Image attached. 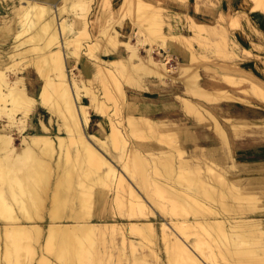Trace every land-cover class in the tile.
<instances>
[{
  "label": "rangeland",
  "instance_id": "obj_1",
  "mask_svg": "<svg viewBox=\"0 0 264 264\" xmlns=\"http://www.w3.org/2000/svg\"><path fill=\"white\" fill-rule=\"evenodd\" d=\"M10 1L11 0H0V12H1L0 13V63H2V65H0V69L5 71V74L7 75V79L11 82L13 80H16V78L19 75L22 76L25 73L26 69L32 68L34 69L35 73L39 75V77L41 78L42 84L44 86L45 77H44V74L41 72L43 71L45 75L46 73H49V74L56 76L58 73V70L57 68L54 69L52 67V64L51 65L48 64L50 62L47 63L46 61L38 58V55H40L41 50L36 49V47L40 46V43L42 41L39 38L35 39L36 37L32 39L33 34L36 32L37 27L35 26V27H31V29L24 30L26 28V27H22V26H26L24 21L25 20L28 21L27 17L24 16L25 12L23 11L22 8H19L20 7L19 0H14L15 1L14 4L8 3ZM49 1L51 2L47 1V3L52 4V6L53 5L55 6L59 2V0H49ZM75 1H80V2L84 1L83 3L88 4L87 0H66V2L60 8L63 13L62 15L66 16L69 19V23L71 24V30L67 31L68 37H70V39L72 38L73 40H75L76 37L79 36L80 40H82L81 55H82L83 60L72 58L73 55L70 57V59L68 58L67 67L70 71L74 73L72 74L70 72L71 76L73 77L76 75L75 76L76 78L78 77L79 78L80 77L89 78V77H85V74L83 73V71L77 69V65L79 61H82V63L84 64L87 61L85 58L86 57L85 53L83 52L89 49L88 48L89 45H87V43H90V38L87 37L85 33H80L81 29H84L85 27L87 29V33L89 32L88 34H90L92 39L96 43L98 42V45L96 46L93 45V50H91L93 53L97 52V55L98 53H100L103 43L114 47L113 46L114 43H112L113 41L111 42L108 39V34H115L118 32V37H121V34L125 31V34L128 36L127 39H129L131 43H136L137 45H139V53H141V55H144V56L148 53L146 46L149 45L150 42L155 43L154 44L155 49L160 50V48L162 47L161 49L165 53V50H164L165 48L161 46L159 42L166 41V42H171L174 44L176 43L177 45L182 44V46H184L185 48H189L195 53L196 56L194 55V57L199 58V60L204 59V62L206 63H212V60L217 61L218 59L220 60L221 58L226 59V60H229V59L232 60L234 58L246 59L245 54L240 53L238 50L236 51L232 49L231 47L232 44L231 45L229 44L228 38L226 39L224 36L221 37L218 33L215 36H212L210 29L208 28L210 25H208L206 28L198 30V28L191 22V20L189 21L188 19H185L182 21L174 20L173 22H170L169 24L160 23L159 24L160 30L156 28L157 27L156 25L155 27H153L154 29H151V32L149 29H147L149 26L148 24L149 17L147 16H151V14L153 13L155 14L161 13V10L159 8L167 7L169 9H172L173 11H176L174 13H178L182 16L184 15L181 14V12H185L186 14L191 15L195 21H204L207 23H212V22H215L216 19L205 15L206 13L213 12L215 11V9L220 8V6L221 7L224 6V9L226 8L229 14L230 11H232V8L236 7L238 3H240L241 0H187L186 4L184 3V0H132L130 2L129 0L128 1L126 0H89L90 2L89 6L88 7L86 6L84 9H82L81 6L73 7L71 3ZM219 2L221 4H219ZM244 3L250 6V10L259 14V18L261 19L259 22L260 24L253 25V26H247L245 22L243 21V19L241 18L242 17L241 15H239V19H237L236 21L234 20L231 21V19H229V16H226V19L224 20L220 18L217 21L219 22V20H221L220 24L221 23L224 24L227 31L231 34L238 31V29L243 30L245 37H244V40H242V45L249 51V53L253 57L259 58L262 61H264V10L262 8H254V0H245ZM125 4L126 6L124 7ZM151 11L152 12L154 11V12L151 13ZM144 15L146 17L145 19H144ZM124 21L127 23L126 29L122 28L124 27V24H125ZM139 29H141V32L143 30V34L144 33L146 34L145 42H144L145 45L142 42H139L140 40L139 36L136 35ZM163 36H164V39H163ZM141 37H144V36L142 35ZM122 40H125V39H122ZM120 46L121 45H119L118 48ZM158 46L160 48H158ZM20 47L24 49L22 53L18 55H13V56L10 55L12 50L15 51L16 49H20ZM70 47H73V46L71 45ZM168 51H169L168 53L170 54V58H171V64H169V66L170 67L179 66L181 59L176 60L177 55L174 54L170 50ZM155 52H156L155 56L157 59H161L164 57L163 55H161V53H158L157 50ZM40 65H42V67H40ZM119 76L123 80L125 84L124 88L126 90L127 86L130 84L127 83L125 78H123L121 75ZM249 77L250 79L243 78V80H241L242 82L239 84H236V83L230 84V82L226 81L225 79H222V80L227 86H232V87L233 86L240 87L245 83L253 85V82L264 87V83L261 84V81L256 80L257 79L256 77L254 76H249ZM56 78L57 79L59 78L58 81H60L61 76L57 75ZM111 82L112 81L109 79H105L103 81L99 78H96V79L91 78L87 81L88 87L94 92H96L99 95L100 100L103 102L101 112L99 113H102L105 116L108 123L111 122L109 123L110 129H111L112 124L119 126V130H121L125 135L124 137L126 141L120 140V142L118 143L116 142L117 144L110 143L108 141L109 145L108 144L107 145L109 146V150L107 152V155L111 157V159L116 164V167L119 169V171L117 169V173L120 175L121 170L124 173L125 172L127 173V174L125 173L127 177H129V179L132 180V182L136 185V187L140 190V192L150 201L149 203L154 207V210L156 211V213L150 215L148 218L140 217V216H137V218L130 217L131 214L133 213V205H132L133 197L130 195L128 187L126 186L128 182L125 181L123 183L124 186L120 190H117V186H116L117 184L114 182L113 177H109L105 173L107 166L101 162H90L88 154L86 153L84 147H82V145L78 143L79 141L66 139L63 141V144H61L60 146L58 144L59 142L57 138L54 135L53 137L54 146L48 145L47 151L46 149L45 151H41L42 149H40L39 147H35L34 154L42 158L41 164H39V166L41 165L42 166L37 167L38 171L36 172L37 174L35 176L37 181H36V185H34L35 188L33 187L35 192L32 190V193H27L28 195L26 196L23 195V197L25 198V203L20 204L22 207H25L26 210H28V213L29 215H31L32 218H34L38 223H40L43 226L44 228L43 232L42 234H39V235L32 234L29 237H26V238L23 237L22 239H18L20 240L19 245L14 251H11V249H8L6 246L8 244L7 242L8 239L6 238V235H5L4 224H10L12 222H15V218L13 215L21 216V221L22 220L26 221L28 219L23 217V213H25L26 210L21 211L19 205L11 197L7 182H4V184L0 182V191L2 189L4 192V196L7 198L6 201H2V204H0V231H3V233L2 232L0 233L1 234L0 235V264H71V263L73 264H131L133 262L132 258L134 257V255H139V253L143 250L146 253H151V251L155 250L159 253V255L162 258H165L164 243L162 242L160 237H158L157 241L152 244H151V241L149 240L146 241L144 239L145 241L144 243L146 247L143 250L137 247V248H134L135 251H133L131 247L129 246V244L127 245L122 244V236L120 234L118 233L113 234L112 232H110V229L109 230L106 229L107 231H105V233H101L95 230L91 232L92 235L91 233H89V235L87 234V237L84 240V243H85L84 249L81 252H78L77 255H75L74 257H70L72 260L69 258V255L65 257L60 256L58 253L59 251L58 246L50 245L49 247L51 246L52 247L51 248L48 247L47 240L45 238V235H46L45 227L47 226V223H49L50 220H52V215L57 213V211H59L60 213L62 212V214L65 215V217L62 215L61 217L62 219L61 218L57 219L58 221L73 222L75 220L73 219L72 221V218L67 217L70 213L69 204L72 202L71 200L73 199L72 197H74V200L76 199L75 201L73 200V204L76 210H80V208L82 210V206H83V210L91 213L92 216L86 218V219L89 218L88 219L89 221L127 223L131 220H138V221L153 220L157 225L159 233H160V225H161V222L163 221L182 220V219L192 221L193 218H195L196 216H199L201 218L212 217V214L208 212L207 210L206 212L203 209V206H209V205L211 207L216 206L217 208L219 207L218 209L224 210L220 205L222 204L220 203L221 200H225L226 205L230 206V209H229L230 211L221 210V212H224L225 214H227V216L230 214L229 215L230 217L234 215L237 218H240V217L260 218L261 220L264 221V202L263 203L258 202L257 203L258 205L253 210L246 209L247 204H244L242 206L243 210L245 209L244 211L242 210V207L241 209L239 207V208H236L237 210L235 209L232 210V207L236 205L237 201L234 197H233L234 199L231 198L230 196H227L228 198L224 197L225 194H227V191H225L226 193L222 192L221 194L220 190H218L216 187L213 189L210 188V192H207V194L210 193L208 194V196H211V197L206 198V195H204L203 192L200 190L197 191L196 190L197 186L194 184H191V181H190V179H197V178L207 180L208 182L212 181L215 178L213 175V172L219 170L223 174V176L227 178V180H232L233 177L239 176L240 179H242L241 181L250 183V185L255 188H259V189L264 188V150L263 152H261L260 149L252 150L251 152H249V154H247V157H245L247 160H244L243 158H241L245 155V152L243 151V149L239 147L240 148L239 150L237 148V145L233 144L231 141L228 140L227 146H228L229 153L231 155V159L229 161L228 159L222 158L225 156L224 152L222 151L224 150V148L220 146L219 148H215V150L212 149L206 152L207 149L205 147L210 145L209 142L208 143L202 142L201 145L194 147L193 143L189 141H185L184 138L180 136V131H179V128H181L180 126H184V125H180V123H176L175 121H174L175 122L174 124L169 123V124H164L163 126L162 125L157 126V128L161 131L166 130L167 132L165 133L167 134L175 133V135L173 134L174 137H168V138L161 139L160 137H158V134L152 135L150 133H147V131L140 134V135H145V137H135L130 129V126L128 127L126 123H128L127 118L129 115L134 116L136 114L129 112L127 96H125L126 101H124L123 97L119 95V93H117L116 90L113 88L114 85H113V82L112 83ZM145 82H146V79L144 78V76H142L140 78L139 83L144 84ZM201 85L204 86V88H206L208 91H213V92L225 91L223 93H219V92L215 93L212 96V97L215 96V98H213L210 101L206 99L205 100L201 99V100L202 102H205L203 103L204 105L210 108L209 112L214 114L216 118L219 120V122L221 121L222 126H225V123L227 126L231 125L232 130L234 134L236 135L237 139L241 138L242 136L243 137H256L260 135L258 134L256 129L260 127L264 128V125L260 126V125H255V124H250V125L246 124V125L234 127L230 123L231 120L219 114L215 108V106H217L219 101H221L222 99H229L230 97V99H236L238 101H241L240 99L241 96L230 94L227 89H219V88L214 89V90L208 89L207 85L203 83L202 80H201ZM25 89H27L26 81H25ZM245 89L247 88H242L243 91H239V93L247 97L254 96L252 94L245 93L244 92ZM5 90L7 91V87L5 85L0 86V91H5ZM111 91H112V94L117 93L116 95L114 94L116 99L117 98L119 99V100L117 99L116 102L110 99ZM27 92L30 94V91H27ZM0 93H1L0 94V108H1L0 109V114H1L0 115V133L6 132V133L11 134L14 138L13 139L14 143L17 146H20V143H22L23 141L22 140L23 135L28 134V133H25L26 128H27L28 118H27V121L25 122L24 116L22 115L23 112H21L17 108L11 111L12 102H11L10 96H6L7 98L6 99L5 96L3 97V93L2 92ZM125 94H126V91H125ZM39 96H40V93H39ZM51 97H53V99L51 98L50 100L51 102L50 106H52L54 101H60V103L62 104L63 101L58 92H55V95H51ZM83 98L86 104H89V105L91 104L90 98L87 95L83 96ZM261 100L264 101L263 99ZM242 101L247 102L246 99H242ZM36 103L37 101L35 102V104ZM238 104H241V103H238ZM57 105H58V102H57ZM44 106L47 108L48 113L52 116V118L57 120L59 123L60 133L58 135H68L69 129L63 126L64 121L61 115L65 107L60 104L58 105L60 107L54 106L52 107V109H50L51 108L50 106L49 107H47L46 105ZM10 112L14 115L13 120H11L9 117ZM93 112H98V111H96L93 107H91L90 116H91V113ZM184 113L187 119H189V121H191V119H194L198 122H203V124H209V125L214 124L215 125L214 120L210 118L209 116H208L209 118H204V120H199L197 119L198 117H195V115L187 112L185 108H184ZM109 116H110V121L108 120ZM92 117H94V114H92ZM120 124H122V126ZM194 126H197V125H194ZM215 128L217 131L221 132L218 126L215 125ZM71 129H73L74 131L76 130L74 126H72ZM91 129L92 128H90V130ZM94 129L95 128H93V130ZM110 129L108 133H110ZM126 133H128V136ZM104 134H105L104 138H106L108 134L106 132ZM234 134L233 136L235 137ZM167 139L169 140L171 139V140L168 141ZM125 144H126L125 148L128 153H130L131 149L135 150V153H137L136 154L137 157L134 156L136 159L133 157V159L131 158L132 160L130 162H128L126 158V154L122 153L123 149L121 148L123 147L122 145H125ZM215 144L220 145V143L218 142H215ZM174 145H178L179 147L174 146ZM254 145L255 144H253V146ZM257 145L264 146V143L257 144ZM231 147H233V152L234 150L236 152L235 155L237 156V160L233 158L234 155H232ZM0 150H1L0 153L4 154L3 149L0 148ZM159 150H168L170 152L171 163H173L174 167L173 165H171L166 169L164 166L159 165L158 171H155L156 169H153L154 162L153 160H151L153 159V156H155V154L153 153H157L158 156L166 154L165 152H161ZM86 156L87 158H85ZM194 158H196L197 160ZM180 161H182L183 164L186 163L187 167L182 166V173L178 171L177 172L178 175H177V173L175 174V166ZM132 163L134 165H132ZM188 163L191 166H189ZM207 164H210V166L211 167L213 166V168L215 169L213 171L208 170ZM70 167L72 168L70 169ZM200 169L202 171H200ZM22 172L23 170H21L20 168L19 169L17 168V169L10 171V174L20 175ZM183 172H186V173H184L183 175ZM5 173H6L5 176L8 178L10 176L8 171L6 170ZM69 173H70V176L73 175L71 178L69 176ZM187 174L189 177H187ZM131 175H135L136 178L140 182H141L140 178L141 179L143 178L141 182L142 185L139 186L137 182L131 178ZM67 177L68 179H72V181L65 180ZM153 179L154 180L160 179V181L166 182L167 186L173 184L174 188L176 187V189L179 190L178 192L180 194L179 193L174 194L173 196L169 197L170 192H168L169 195H166V196L159 195L158 193L154 194L151 189H150L151 190L150 192L148 190L149 185L147 187V183L149 181L153 182ZM60 181L62 182L68 181V183L66 182L67 184L63 183L64 186L63 185L59 186L58 183ZM58 188L60 190L59 192H62L64 194L61 195L58 192ZM186 191H188V193ZM56 192H58V195ZM218 192L220 194L219 196H217ZM148 193L152 194L153 198L155 197L154 202L153 200L149 199L147 195ZM32 194L36 196L34 199L30 198ZM114 195L116 196L118 195V196L115 197ZM64 196H66L65 197L66 199H64ZM80 196H82L84 199V201H82V203L84 202L83 204L80 201L81 200ZM190 196L191 198H189ZM221 196L223 197V199L221 198ZM111 198L113 200H111ZM188 198L190 200L187 201ZM192 198L194 201H191ZM196 198L200 199L199 202L198 200H196ZM184 199H186L188 203L184 201ZM231 201H233L234 203ZM6 202L8 203V205ZM189 202L192 205H189ZM174 203L175 204L177 203L176 205L179 204V206L181 207V210L179 209L180 211L178 209L173 208L175 205ZM201 204H204V205L201 206ZM1 205L3 207H1ZM188 206L191 208L189 209ZM199 206L202 209L199 208ZM7 207H9L10 210ZM148 207H147V210L151 211L152 208L150 206ZM182 207H184L185 209ZM50 211L54 213L52 214ZM192 229L196 230V228H192ZM198 230L199 231L201 230L202 238H204L207 235H208L207 237H209V234L206 235L207 232L205 233L200 227ZM127 235L135 241L140 240L136 238L135 235H132L129 233H127ZM207 237L204 238L206 239L204 243L207 242L206 245L208 246V248L206 249V252L208 251L211 254H213L220 264H241L240 261H238L240 259H238L239 257L236 254L237 251L234 245L233 246L228 245L230 253L227 251L225 252L226 256H224L223 255L224 253L221 254L222 252L221 251H220L221 253L219 252L220 250L219 245L216 244L218 242L212 239L209 240ZM259 237L260 239L264 240V234L260 235ZM209 242L211 243V245ZM15 243H17L16 240H15ZM245 243L243 241L244 245L241 244V247H244L247 244H249L247 245V247L250 245H251L250 247L254 246L253 244L250 243V241H247ZM56 247L58 248V250ZM148 259L152 262H155L154 260L155 258L153 256H149Z\"/></svg>",
  "mask_w": 264,
  "mask_h": 264
},
{
  "label": "bare ground",
  "instance_id": "obj_2",
  "mask_svg": "<svg viewBox=\"0 0 264 264\" xmlns=\"http://www.w3.org/2000/svg\"><path fill=\"white\" fill-rule=\"evenodd\" d=\"M87 1H88V4L83 3L84 1L83 2L75 1V2L71 3V5L73 7L81 6L82 9H84L86 6L87 7L89 6L90 2H89V0H87ZM126 1H128V0H126ZM130 1H132V0H129V2ZM19 2H20L19 8L23 9V11L25 12L24 16H26L27 20H28V21H26V20L24 21L26 26H22V27H26L24 30H28V29H31V27L36 26L37 29H36V32L33 34L32 39L36 37L35 39L39 38L42 41L40 43V46L36 47V49L41 50L40 55H38V58L46 61L47 63L50 62L48 64H50V65L52 64V67L54 69L57 68V70H58L57 75L61 76L60 81H58L59 78L58 79L56 78L57 75L55 76V75H52L49 73H46V75H45V73L43 71L41 72L44 74L45 84L43 86V91L40 92V99H39V101L43 105H46L47 107H49L50 103H51L50 100H51V98L53 99V97H51V95H55V92H58L59 95L61 96V99L63 101L62 104L60 103V101H54L52 106H50L51 107L50 109H52V107H54V106L55 107L58 106L59 104L63 105L65 107L64 111L63 112L61 111L62 112L61 115H62V118L64 121L63 126L69 129V134L68 135H57L56 138L59 142L58 144L61 146V144H63V141L66 139L79 141L78 143L81 144L82 147H84L86 153L88 154L90 162H101L107 166L105 173L109 177H113L114 182L117 184V185L115 184L117 186V190H120L124 186L123 183L125 181L128 182V183L126 182L127 183L126 186L128 187L130 195L133 197V200H132L133 213L131 214L130 217L137 218V216H140V217L148 218L150 215L155 214L156 211L154 210V207L149 203L150 201L140 192V190L136 187V185L132 182V180L129 179V177H127L126 172H125L126 173L125 174L121 170L120 175L117 173L118 168L116 167V164L111 159V157L107 155V152L109 150L108 141L110 143H114V144H117L118 142H120V140L126 141V139L124 137L125 136L124 133L121 130H119V126L112 124L111 129H110V133H108L106 138H98L94 135H88L86 133L85 128H84V124H87L90 120V108L93 107L96 111L101 112V108L103 106V102L100 100L99 95L88 87L87 81L90 78H92V79L99 78L103 81L105 79L111 80L113 82V85H114L113 88L116 90L117 93H119V95H121L123 97V100L126 101L125 100L126 94H125V88H124L125 84L119 75H121L123 78H125L127 83L132 85V83L137 82L142 75L159 77V78L174 77V75H172V73L177 71L178 76H179V77H177V79L181 80L182 84L185 85V87H186V90L184 92L185 95L179 96V98L183 104V107L186 109L187 112L195 115V117H198L197 119H199V120H204V118H209V117L212 118L214 120L215 125L218 126L219 129L221 130V132L225 135V133H224L225 130L223 128H221V124H220L219 120L216 118V116L214 114L209 112L210 108L207 107L206 105H204L202 103V100H201V99H204V100L206 99V100L210 101L213 98H215V96L212 97L215 93L225 92V91H217V92L208 91L206 88H204V86L201 85L200 68L204 67L208 71H211L214 69L212 67H210V63L204 62V59L199 60V58L194 57L195 53L191 54V58L189 59L190 63H185V64L182 63V64H180V68L170 67L169 64L171 63V58H170V54L168 53V51H165V53H164L162 51V49H160V50L155 49L154 48L155 43L150 42L149 43L150 47L146 48L148 53L145 56L141 55V53H139V45H137L136 43H131L129 41V39H125V40L120 39V37H118L117 31H115V32H117L115 34H108V39L111 42L113 41L112 43H114L113 46L115 49H117L119 45L124 47L126 49V52H127L126 55H122L119 57L117 56V57L106 59V60L100 59L99 55H97V52L93 53L91 51V50H93V45H95V46L98 45V42L96 43L92 39L90 34H88L89 32L87 33V29L85 27L84 29H81V32H80V33H85L86 36L90 38V43H87V45H89V47H88L89 49H87V51L83 52V53H85V56H86L85 58L87 60L85 63V66H88V63H90L89 59L94 60V61H91L93 69H94L93 70L94 74H93V77H89V78H84V77L76 78L75 77L76 75L73 77V76H71L70 72L72 74H74V73L72 71H70L67 67L68 58L70 59V57L73 55L72 58H75L78 60H81V59L83 60L82 55H81L82 40H80V37L78 35H77L78 37H76V39L74 38L75 40H73L72 38H71L72 39L71 40L70 37H68V35H67V31L71 30V24L69 23V19L66 16L62 15L63 13L60 9L61 6L66 2V0H59V2L55 6L54 5L52 6L51 4L47 3V0H44V1H42V0H19ZM138 5H140V4H138ZM125 6H126V4L124 5V7ZM139 7H141V6H139ZM254 8H262L264 10V0H254ZM153 12L151 11V13H153ZM145 13H147V12H145ZM145 13H143V14H145ZM147 17H149V21L147 20L148 24H149L147 29H149L151 32V29H154L153 27H155V25H156L157 26L156 28H158V30H160L159 24L162 23V14L161 13H159V14L153 13V14H151V16H147ZM145 18L146 17L144 15V19ZM197 26H199V25H197ZM203 28H204V26L201 25V26H199L198 30H201ZM138 32L136 33V35L139 36V39H140L139 42H142L144 44L146 34L145 33L143 34V30L141 32V29H139ZM140 32H141V34H140ZM142 35L144 37H141ZM163 39H164V36H163ZM159 44L166 49V47H165L166 41L165 42H159ZM71 45L73 47H70ZM53 46H55V47H53ZM22 49L23 48L20 47V49H16L15 51L12 50L10 55L11 56L18 55L24 51V49L23 50ZM154 50L155 51L157 50V52L161 53V55H163L164 57L161 59H157L154 55V52H155ZM36 61H35V63H36ZM42 63H43V61H42ZM219 66H222V65H219ZM40 67H42V65H40ZM221 68H223V66ZM55 74H56V72H55ZM222 79H225L226 81L230 82V84L231 83L232 84L233 83L239 84L242 82L241 80H243L242 77L241 78L236 77V76L228 74V73L223 74ZM256 80H258V79H256ZM172 81H174V80H172ZM2 85H5L7 87V91L5 90L6 92L5 91H0V92L3 93V97L5 96V98H6V96H10V99L12 102L11 111H13V109L17 108L18 110L23 112L22 115L24 116V121L26 122L27 118H29V116H30V113L32 111V108H33L35 102L38 101V99L34 98L32 95H30L26 91L25 81H24L23 76H18L16 78V80H13L10 82L7 79V75L5 74V71L0 70V86H2ZM167 88H169V87H167ZM115 90H114V92H115ZM228 92L230 93V91H228ZM244 92L248 93V94H252V95L264 100V87H262L256 83H253V85L250 88L245 89ZM114 94L115 93L112 94V91H111L110 99L112 101L114 100L116 102L118 98L116 99V97H115L116 94L115 95ZM186 94H188V95H186ZM230 94H232V93H230ZM86 95L90 98V101H91L90 105L86 104L83 100V96H86ZM229 99H230V97H229ZM130 100H131V103L133 105L140 107V103H139L138 99H130ZM164 101H166V100H164ZM246 101L248 103H250L248 100H246ZM57 102H58V105H57ZM226 105L227 106L222 104L219 106V110L222 114L228 113L229 110L232 108H233L232 109L233 111L235 110L238 113L246 110V108L247 109L249 108V107H244V105L238 104V103H236V104L230 103L229 104L230 107L228 104H226ZM58 107H60V106H58ZM253 108H255V107L253 106ZM9 114H10L9 115L10 119L13 120L14 115L11 112ZM127 119H128V123H126V125L128 127L130 126V129H131V131L135 137H145V135H140L145 131H147V133H150L152 135L158 134V137H160L161 139L162 138L163 139L168 138V137H174V135H175V133H168L167 134V133H165V132H167L166 130L161 131L157 128V126H161V125L163 126L164 124H169V123L174 124L175 122L173 120H165V119H158V118L156 119V118H152V117H149V116H147L145 114H141V113L136 114L134 116L129 115ZM108 120L110 121V116H109ZM109 123H111V122H109ZM230 123L232 124V126L238 127L239 123H241V122H239L237 120H231ZM120 125L122 126V124H120ZM72 126H74L77 131L76 130L74 131L73 129H71ZM186 130L188 131V129H186ZM126 134L128 136V133H126ZM13 139H14L13 136L9 133H6V132L0 133V145H1L0 148H2L4 151V154L0 153V182L3 184H4V182H7L8 188H9V193H10L11 197L16 201V203L19 205V207L22 211V210H26L25 207H22L20 205L21 203H25V198L23 197V195L26 196V195H28L27 193H32V190L34 191L33 187H34V185H36V181H37V179L35 177L37 174L36 172L38 171L37 167L42 166V165L39 166V164H41L42 158L40 156L34 154L35 147H39L40 149H42L41 151H45V149L47 151L48 150L47 146L54 144V138L48 134H29V135L24 134L23 139H22L23 141H22V143H20V146H17L14 143ZM167 140L170 141L169 139H167ZM113 146H115V145H113ZM122 146L123 147L122 148L120 147V148L123 149L122 153L126 154V158H127L128 162H130L134 156L137 157V155H136L137 153H135V150L131 149L130 153H128L126 148H125L126 144L122 145ZM174 146H178V145H174ZM159 151L165 152L166 154L158 156L157 153L151 152V153L155 154V156H153V159H151L154 162V165H153L154 168L153 169H156L155 171H158L159 165L164 166L166 169L169 166L173 165V163H171L170 152L168 150H159ZM122 153H121V155H122ZM85 158H87V156ZM194 159H196V158H194ZM172 162H173V160H172ZM186 162H187V160H186ZM42 163H43V161H42ZM132 165H134V164L132 163ZM182 166H186V163L183 164V162L180 161L179 163L176 164L175 174L178 171H180L182 173ZM189 166H191V165L189 164ZM173 167H174V165H173ZM17 168L18 169L20 168L21 170H23V172L21 173L22 175L21 174L20 175L10 174V171L17 169ZM71 168L72 167H70V169ZM207 169L210 171H213L215 168H213V166L211 167L210 164H207ZM6 170L8 171V173L10 175L8 178L5 176ZM118 171H119V169H118ZM200 171H202V170L200 169ZM184 173H186V172H183V175H184ZM194 174H196V173H194ZM177 175H178V173H177ZM213 175L215 177L214 180L209 181V182L207 180H204L201 178L200 179L197 178L198 180L197 179H190V181H191V184H194L197 186V188H196L197 191L200 190L203 192L204 195H206V198L211 197V196H208V194H210V193L207 194V192H210V188L213 189L216 187L218 190H220L221 194H222V192L227 191V194H225V196L224 195L223 196L226 198H228L227 196H230L231 198L234 197L237 201L236 205H234L232 207V210H234V209L237 210L236 208H239V207L241 209V207L244 204H247L246 209H250V210L252 209L253 210L258 205L257 204L258 202H262V203L264 202V188H260V189L255 188V187L251 186L250 183H246V182L241 181L242 179H240L239 176L233 177L232 180H227V178H225L219 170L213 172ZM69 176H70V173H69ZM72 176H70V178ZM180 176H181V174H180ZM187 177H189L188 174H187ZM131 178L133 180H135L139 186L142 185L141 182H142L143 178L142 179L140 178L141 182L136 178L135 175H131ZM65 180L72 181V179H68V177ZM66 182L68 183V181H66ZM66 182L60 181L58 183V185L64 186V184ZM191 184H190V186H191ZM148 185H149L148 190L150 192L152 190L154 194L158 193L159 195H165L166 196V195H169L168 192H170V195H169V197H170V196H173L174 194L179 193L178 192L179 190L176 189V187L174 188L173 184L167 186V183L164 181L163 182L160 181V179L159 180L153 179V182L149 181L147 183V187H148ZM59 191L60 190L58 188V192ZM58 192H56L57 195H58ZM165 192H166V194H165ZM186 192L188 193V191H186ZM59 193L61 195L64 194L62 192H59ZM147 195H148L149 199L153 200V202H154L155 197L153 198L152 194H149V193ZM219 195L220 194L218 192L217 196H219ZM114 196L117 197L118 195L117 196L114 195ZM195 196H196V194H195ZM195 196H194V198H195ZM35 197L36 196H34V194H32L30 198L34 199ZM59 197H61V196H59ZM65 197L66 196H64V199H66ZM80 197H81V200L80 199L79 200L82 203V201H84V199L82 196H80ZM72 198H73V199H71L72 202L69 204L70 205V207H69L70 213L67 217L72 218V221H73V219H75V220L73 222L58 221L57 219L61 218L63 215L62 212L60 213L59 211H57V213L53 214L54 212H52L53 211L52 210V211H50L53 214L52 220H50V222L47 223V226L45 227V231H46L45 238L47 240L48 247L50 245L58 246V248H59L58 253L60 256L65 257V256L69 255V258L74 257L75 255H77L78 252H81L84 249V246H85L84 240L87 237V234L89 235V233H91L92 231H95V230H97L101 233H105V231H107L106 229H108V230L110 229V232H112L113 234L114 233L120 234L122 236V244L123 245L129 244V246L131 247V249L133 251H135L134 248H137V247L142 249V250L146 247L145 243H144L145 242L144 239L146 241L147 240L151 241V244H152V243H155L157 241L158 237H160V239L164 243V249H165V255L164 256H165V258H162L159 255V253L155 250L151 251V253H146L143 250L139 253V255H134V257L132 258L133 262L131 264H220L219 261L215 258V256L213 254H211L208 251L206 252V249L208 248V246L206 245L207 242L204 243V241L206 240L204 238H206L208 236L207 234H209V237H207L209 240L212 239V240H215L218 242L216 244L219 245V248H220L219 252L221 251L222 252V253L220 252L221 254L224 253L223 254L224 256H226L225 252L228 251L230 253L228 245H232V246L234 245L235 249L237 251L236 254L239 257L238 259H240L238 261H240L241 264H264V240L260 239V237H259L260 235L264 234V221L261 220L260 218H252V217L237 218L234 215L232 217H230L229 216L230 214L227 216V214H225L224 212H221L222 209L221 210L218 209L219 207L217 208L215 206L216 207L215 208V207H211L210 205L209 206H203L205 204L204 203V204H201V206H203V209L205 211L207 210L208 212H210L212 214V217L201 218L199 216H196L195 218H193L192 221H190V220L188 221L186 219L163 221V222H161L160 233H159L157 225L153 220H142V221L141 220L140 221L131 220L127 223H125V222H94V221H89L88 220L89 218L88 219H86V218L92 216L91 213L83 210V206H82V210H81V208H80V210H76L74 207V204H73L74 197H72ZM189 198H191V196ZM189 198L187 199V201L190 200ZM221 198L223 199L222 196H221ZM6 199L7 198L4 196V192L1 189V191H0V202L1 203L0 204H2V201H6ZM111 200H113V199L111 198ZM196 200H198V202H199L200 199L196 198ZM184 201H186V199H184ZM191 201H194L193 198ZM231 202H233V201H231ZM201 203H202V201H201ZM220 203H222L220 205L224 209L222 211L230 209V206L226 205L225 200H221ZM176 204L174 205L173 208L181 210V207L179 206V204L178 205H176ZM7 205H8V203H7ZM189 205H192V204H190V202H189ZM148 206H150L152 208L151 211L147 210ZM212 206H214V205H212ZM1 207H3V206L1 205ZM184 207H186V206H184ZM184 207H182V208H184ZM7 208L9 209V207H7ZM190 208L191 207H189V209ZM199 208H201V207L199 206ZM240 209H238V210H240ZM242 210H243V207H242ZM242 210H240V211H242ZM250 210H249V212H250ZM167 212H169V211H167ZM4 215H5V213H4ZM13 216L15 218V222H12L10 224H4L5 235H6V238L8 239V241H7L8 244L6 246L8 249H11V251H14L18 247L19 241H20L18 239H22L23 237H25V238L29 237L32 234H37V235L42 234L43 229H44L40 223H38L34 218L31 217V215H29L28 210H26V212L23 213V217L28 219L26 221H23V220L21 221V216H15V215H13ZM63 216L65 217V215H63ZM154 216H156V215H154ZM197 227H198V229L200 227L205 233L207 232L206 233L207 236L202 238L201 237L202 232H201V230L199 231L197 229ZM192 228H196V230H193ZM1 232L3 233V231H0V233ZM127 233L135 235L136 238H138L140 240L135 241V240L131 239L127 235ZM205 233H203V234H205ZM91 235H92V233H91ZM15 240L17 241V243H15ZM243 241H244V243L247 241H250V243L253 244L254 246L250 247L251 246L250 245L247 247V245H249V244H247L244 247H241V244H243ZM210 245H211V243H210ZM51 247H49V248H51ZM58 248H57V250H58ZM8 249H6V250H8ZM232 249H234V248H232ZM87 250H88V248H87ZM11 251H9V252H11ZM149 256H153L155 258L154 259L155 262L150 261L148 259ZM68 261H69V259H68ZM72 262H74V261H72ZM237 263H239V262H237ZM71 264H73V263H71Z\"/></svg>",
  "mask_w": 264,
  "mask_h": 264
},
{
  "label": "crops",
  "instance_id": "obj_3",
  "mask_svg": "<svg viewBox=\"0 0 264 264\" xmlns=\"http://www.w3.org/2000/svg\"><path fill=\"white\" fill-rule=\"evenodd\" d=\"M47 1L51 2L49 0ZM244 1L245 0H241L240 3H238L236 7L232 8V11H230L229 14L226 8L224 9V6L222 7L220 6V8L215 9V11L213 12H209L206 14L204 13L205 15L216 19V21L212 23H207L204 21H195L191 15L186 14L185 12H181V14L184 15L182 16L178 13H174L176 11H173L172 9H169L167 7H163V8H159L157 6L155 7L161 10L162 23L169 24L170 22H173L174 20L182 21V20L188 19L189 21L191 20V22H193L194 25L196 24L195 26L198 29H199V26L201 25L204 26V28L210 25L208 28L210 29L212 36H215L218 33L221 37L224 36L226 39L228 38V42L230 45L232 44L231 47L233 50H236V51L238 50L240 53L245 54L246 59L234 58L232 60L230 59L226 60V59L221 58L220 60L218 59L217 61L212 60V63H210V67H212L214 70L208 71L204 67L200 68L201 80L203 83L207 85L208 89H213V90L218 89V88L227 89L228 91H230V93L241 96L240 98L241 101H238L235 99H222L221 101H219L217 106H215L219 114H221L222 116L230 120H237L241 122L239 123V126L246 125V124H249V125L255 124V125L263 126L264 125V101H262L256 96L247 97L239 93V91H242V88H250L252 85L245 83L240 87H237V86L232 87V86H227L222 80V75L228 73L236 77H240V78L242 77V78H248V79H250L249 76H254L258 80L261 81V84L264 83V61H262L259 58L253 57L249 53V51L242 45V40H244V37H245L243 30L238 29V31L231 34L227 31L224 24L222 23L220 24L221 20H219V22L217 21L220 18L222 20L226 19V16H229V19H231V21L232 20L235 21L239 19V15H241L242 16L241 18L243 19V21L245 22L247 26H253V25L260 24L259 22L261 19L259 18V14L250 10V6L246 5ZM14 2H15L14 0H11L8 3L14 4ZM184 3L186 4L187 0H184ZM219 4L221 3L219 2ZM126 26H127V23L125 22L124 27L122 28L126 29L127 28ZM127 38L128 36L125 34V31H124L121 34L120 39H127ZM147 47H149V45H147L146 48ZM158 48L160 47L158 46ZM166 49L172 51L174 54L177 55L176 60L181 59L180 64L190 63L189 59L191 58V54L194 53L189 48H185L184 46H182V44L177 45L176 43L174 44L171 42H166ZM166 49L164 50L168 51ZM126 53L127 52L124 47L120 46L119 48L115 49L114 47L103 43L101 47V51L100 53H98V55L100 59L106 60V59L114 58L117 56L119 57L122 55H126ZM155 53L156 52H154V55ZM89 60H90V63H88V66H85V64L82 63V61H79L77 65V69L83 71V73L85 74V77H93V74H94V71H93L94 69L91 63V61H94V60H91V59ZM0 65H2V63H0ZM219 65H222L223 68H221L222 66H219ZM176 67L180 68V65ZM172 75H174V77H165V78L142 75L146 79V82L144 84L139 83L140 78L142 77L141 76L137 82H135L132 85H128L125 91H126V96L128 99L129 112H132L134 114L141 113V114H145L152 118L173 120L176 123H180V125H184V126H180L181 128H179L180 136L184 138L185 141H189L193 143L194 147L201 145L202 142H207V143L209 142L210 145L205 147L207 149L206 152L212 149L215 150V148H219L220 146L224 148V150L222 151L224 152L225 156L222 158L228 159L229 161L231 159V155L229 153L228 146H227L228 140L231 141L233 144L237 145L238 146L237 148L239 150L240 148L243 149V151L245 152V155L241 158H243L244 160H247L245 157H247V154H249V152H251L252 150L260 149L261 152H263L264 146L257 145V144L264 143V128L263 127L256 129L258 134H260L256 137H243L242 136L241 138L237 139L236 136L235 137L233 136L234 132L232 130L231 125L227 126L225 123V126H222L221 121H220V124H221V127L225 130V133H226L225 135L222 132L217 131L214 124L213 125L203 124V122H198L194 119H191V121H189V119H187V117L185 116L184 107L179 98L180 95H184V91L186 90V87L185 85L182 84L181 80L177 79V77H179L177 71L173 72ZM22 76L26 81V85H27L26 90L30 91V94L33 95V97L35 96L36 99H38L37 103L34 104L32 111L30 113V116L28 118L27 128H26L25 133L48 134L52 137H54L55 135L56 137V135L60 133L59 123L57 120L52 118V116L48 113L47 108L39 101L40 99L39 93L40 91H43L42 89L43 84H42L41 78L39 77L37 73H35L34 69L32 68L26 69L25 73ZM130 99H138L140 103V107L133 105ZM242 99H246L250 103L242 101ZM237 102L244 105V107H249V108L248 109L246 108V110L240 113L236 112L235 110L233 111L232 110L233 108L230 109L228 113L222 114L220 112L219 110L220 105L223 104L227 106L226 104L228 105L230 103L236 104ZM202 103H205V102H202ZM253 106L255 108H253ZM92 114H94V117H92ZM194 125H197V126H194ZM84 128L88 135H94L98 138H104L105 137L104 133L106 132L108 134V131L110 129V124L108 123V121L106 120L105 116L102 113L93 112L91 113L89 122L84 125ZM90 128L92 129L90 130ZM93 128L95 129L93 130ZM186 129H188V131ZM215 142L220 143V145H216ZM253 144L255 145L253 146ZM231 150H232V155H234L233 158L237 160V156L235 155L236 154L235 150H234L235 153L233 152V147H231Z\"/></svg>",
  "mask_w": 264,
  "mask_h": 264
}]
</instances>
